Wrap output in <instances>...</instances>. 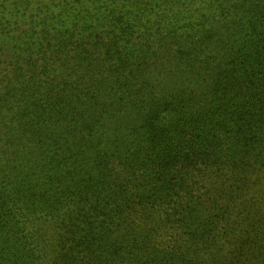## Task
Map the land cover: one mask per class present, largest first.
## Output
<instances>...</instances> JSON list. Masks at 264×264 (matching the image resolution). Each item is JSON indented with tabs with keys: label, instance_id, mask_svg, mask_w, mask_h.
I'll use <instances>...</instances> for the list:
<instances>
[{
	"label": "trees",
	"instance_id": "16d2710c",
	"mask_svg": "<svg viewBox=\"0 0 264 264\" xmlns=\"http://www.w3.org/2000/svg\"><path fill=\"white\" fill-rule=\"evenodd\" d=\"M14 9L0 264H264V0Z\"/></svg>",
	"mask_w": 264,
	"mask_h": 264
},
{
	"label": "rangeland",
	"instance_id": "374dc122",
	"mask_svg": "<svg viewBox=\"0 0 264 264\" xmlns=\"http://www.w3.org/2000/svg\"><path fill=\"white\" fill-rule=\"evenodd\" d=\"M21 1L23 0H1L3 4H6V12H3L4 14H2L0 17V55L2 54V50H1L2 47L9 49L6 52H4L2 57L0 56V94L5 90L4 89L5 85H9L8 84L9 77H6L5 73L7 71L6 70L7 67H10L11 64H6V60H10L9 58H15L16 56V51L19 48V44L17 43L16 36L22 33L23 30L27 29L28 26L33 25V20H36L38 18V16H35L33 19H30L29 21L25 22L24 20L27 17H24V19L22 20L19 17L20 14L16 13L18 11L14 9V7L19 5ZM33 1L36 4L44 3V0H33ZM158 15H162V19L164 20L160 23L163 25H168V21H166V19L169 20L171 16L168 15L167 17L162 8L154 11V15H152L153 19H155V17ZM27 16H29V14ZM139 24H140L139 26L141 27L153 28V27H149L150 26L149 23L147 25H143L141 23V20ZM156 26L157 25H155V27ZM2 106L3 103L0 101V108H2ZM14 108L15 107L11 106L10 109L13 110ZM5 109L6 108H4V114L8 112V110ZM11 115L12 114H9L10 117Z\"/></svg>",
	"mask_w": 264,
	"mask_h": 264
}]
</instances>
